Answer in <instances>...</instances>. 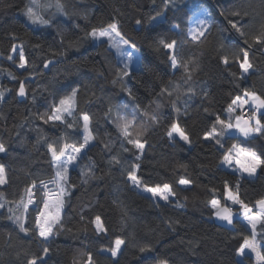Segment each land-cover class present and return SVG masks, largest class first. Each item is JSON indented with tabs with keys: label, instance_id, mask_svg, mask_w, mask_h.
I'll return each mask as SVG.
<instances>
[{
	"label": "trees",
	"instance_id": "16d2710c",
	"mask_svg": "<svg viewBox=\"0 0 264 264\" xmlns=\"http://www.w3.org/2000/svg\"><path fill=\"white\" fill-rule=\"evenodd\" d=\"M203 9L211 22L193 40L191 20ZM115 24L140 50L141 69L129 73L107 42L93 44V32ZM16 46L23 69L11 59ZM28 77L36 80L20 101ZM249 93L264 102V0H0V264H246L238 254L253 231L241 218L217 223L213 203L238 213L264 200V111L258 135L227 131ZM69 99L74 118L55 120ZM85 118L93 144L71 170L62 218L45 240L36 228L43 193L33 209L30 188L56 178L53 149L83 144ZM174 126L189 145L170 136ZM235 145L259 158L256 177L221 166ZM133 175L143 187H170L174 199L140 193ZM227 189L245 206L227 202ZM256 232L264 256V222Z\"/></svg>",
	"mask_w": 264,
	"mask_h": 264
},
{
	"label": "rangeland",
	"instance_id": "374dc122",
	"mask_svg": "<svg viewBox=\"0 0 264 264\" xmlns=\"http://www.w3.org/2000/svg\"><path fill=\"white\" fill-rule=\"evenodd\" d=\"M163 16H159L155 19H153L152 24L155 25L163 20ZM209 15L205 9L195 13L194 17L191 20L190 25V32L189 35L193 40H197L202 37V35L205 33L206 29L209 26ZM31 23V22H30ZM92 41L93 44L97 45L102 42H107L110 48L115 52L119 63L124 65L127 70L130 72L134 70H138L142 68V62H141V52L140 50L135 47L132 43H130L125 37L121 35V33L118 30L117 25L110 26L106 29L95 31L92 33ZM175 47L176 44H173L169 46V50L172 52V59L171 63L176 69L177 67V61L175 58ZM16 55L19 56L21 60V64H18L14 62L15 65L18 66V68L23 69L24 68V57L21 54L20 47L16 46L15 51L13 53V57L11 59L16 58ZM259 102L258 104H254L259 110H264V102L259 98L256 97ZM242 110V109H241ZM129 113H132L133 110L129 109ZM75 115V101L74 99H69L63 102V104L60 106L58 110L55 111L53 118L57 121H63L66 117L74 118ZM124 117H127L126 114H122ZM133 122V121H132ZM234 126L239 129L242 132H249L250 130L255 128H260L261 124L258 120H255L254 122H247L242 117L237 118L234 121ZM83 135H84V142L82 145H68L65 147H61L60 151H57L53 149L52 155L54 158L55 168H56V179L58 182V197L53 202L52 205H50L47 208V214L44 216V221L41 226V229L39 233L42 235L43 239L49 240L52 236V229L56 223H58L62 218V211L60 207L61 199L63 192L66 190L67 183L69 182V175L72 169H74L77 166V163L79 159L81 158L82 154L88 147H90L93 144V137L90 132L89 128V122L85 118L84 119V126L82 128ZM170 136L172 138H178L183 139V141L186 144H190V141L188 138L184 137L181 130L174 126V128L170 132ZM210 135L208 136V138ZM239 146V145H235ZM1 152V149H0ZM254 160L250 161V165L255 167V165H258L259 162L258 157H254ZM224 166H227L226 163H223ZM131 183L133 186L142 194L148 195L153 197L155 201L162 202V203H169L174 199V196L171 192L170 187H162V188H147L143 187L140 183V181L137 179L135 175L131 176L130 178ZM7 184L6 179V170L5 168L0 164V188H3ZM186 185V183H185ZM241 214V215H240ZM245 212H236L233 213L226 207H220L217 214V220L216 222L219 223L228 221L230 219L231 222L227 224L226 226H233L234 219L238 216L241 217L244 216ZM113 221L115 225H118L117 222V215L113 211ZM226 223V222H225ZM97 228L99 230H102V226L100 221H97ZM253 231V237L248 239L245 245L240 249L238 254L239 261L248 264L249 262L246 259V256H250L254 260V264H264V256L262 254V244L257 239V232L256 230L252 229ZM122 249V243L118 242L116 245V248L113 252H111L112 256L117 259L120 251Z\"/></svg>",
	"mask_w": 264,
	"mask_h": 264
},
{
	"label": "crops",
	"instance_id": "0c3cea01",
	"mask_svg": "<svg viewBox=\"0 0 264 264\" xmlns=\"http://www.w3.org/2000/svg\"><path fill=\"white\" fill-rule=\"evenodd\" d=\"M209 21L211 22L210 19ZM242 68L245 75L246 76L249 75V73L251 72V68L249 67L247 62L243 63ZM256 97L257 96L254 93H249L245 95L242 99L237 100L234 105L235 113L237 111L238 112L241 111V109H244L246 107H252L255 106L254 104H258L259 100ZM260 111H264V110H260ZM239 117L241 116L237 115L236 119ZM261 129L262 126H260V128H255V130L252 129L249 132L247 131L242 132L234 126V123L227 125V131L230 136L239 137L243 139H249L258 135ZM254 157H256L254 153L245 150L244 148H242V146L240 145L234 146L231 149V151L227 154L225 159L222 161L221 166L232 172L238 173L242 177L254 178L257 176V172L260 164V160L258 158L257 160L259 162L258 165H255V167L250 165V161L254 160L255 159ZM223 163H226L227 166H224ZM225 199L227 200V202L233 203L237 199L236 192L231 189H227L225 194ZM221 205L222 203L218 201L213 203V207L215 209V215H214L215 221L217 220L216 218H217L218 210L220 209ZM222 207L223 208L226 207L227 209H229L227 206L224 205H222ZM242 211L245 212L244 216H242V218L237 216L236 218H241L250 227L251 230L252 229L257 230L260 224L264 222V200L259 202L254 208H243L240 212ZM230 220L225 221L226 223L221 221L219 223L227 224L231 222Z\"/></svg>",
	"mask_w": 264,
	"mask_h": 264
},
{
	"label": "built area",
	"instance_id": "2783aa9c",
	"mask_svg": "<svg viewBox=\"0 0 264 264\" xmlns=\"http://www.w3.org/2000/svg\"><path fill=\"white\" fill-rule=\"evenodd\" d=\"M240 116L247 122H254L260 116V110L257 107H246L241 110ZM41 191L43 193V208L40 214L37 215V225L36 228L40 231L43 224L44 216L48 213L47 208L53 204V202L58 197V182L56 178H52L47 181H43L37 184H33L30 188L29 194V207L36 208L37 206V196L36 192ZM234 206L244 207L245 204L237 195V199L233 202Z\"/></svg>",
	"mask_w": 264,
	"mask_h": 264
},
{
	"label": "water",
	"instance_id": "95a60500",
	"mask_svg": "<svg viewBox=\"0 0 264 264\" xmlns=\"http://www.w3.org/2000/svg\"><path fill=\"white\" fill-rule=\"evenodd\" d=\"M54 64H55V62H49V63H47V65L45 66V70L46 71H49L50 67L52 65H54ZM35 80H36L35 77H28L25 80H23V82L21 83L20 88L18 90V98H19L20 101L25 100L26 97H27V91H26V88H25V84L27 82H34Z\"/></svg>",
	"mask_w": 264,
	"mask_h": 264
}]
</instances>
